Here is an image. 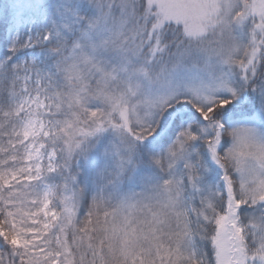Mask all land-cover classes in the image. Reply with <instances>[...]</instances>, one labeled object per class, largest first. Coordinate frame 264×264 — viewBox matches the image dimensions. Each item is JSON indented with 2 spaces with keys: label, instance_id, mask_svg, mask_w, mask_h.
Segmentation results:
<instances>
[{
  "label": "snow or ice",
  "instance_id": "1",
  "mask_svg": "<svg viewBox=\"0 0 264 264\" xmlns=\"http://www.w3.org/2000/svg\"><path fill=\"white\" fill-rule=\"evenodd\" d=\"M0 264H264V0H0Z\"/></svg>",
  "mask_w": 264,
  "mask_h": 264
}]
</instances>
